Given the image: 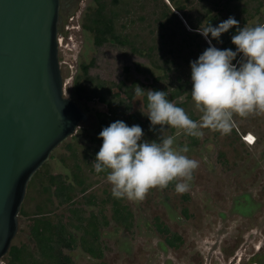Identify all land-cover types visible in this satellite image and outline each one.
<instances>
[{"label":"rangeland","instance_id":"obj_1","mask_svg":"<svg viewBox=\"0 0 264 264\" xmlns=\"http://www.w3.org/2000/svg\"><path fill=\"white\" fill-rule=\"evenodd\" d=\"M176 2L182 7L181 12L175 11L166 0H117L115 5L105 0V11L115 17V33L128 42L125 47L114 43L100 48L92 45L91 34L81 27L86 10L95 6L92 0H80L70 14L60 11L57 57L62 90L65 98L87 114V119L51 152L28 182L19 209L24 216L18 212L17 230L10 246L22 245L34 258L38 257L28 235L29 220L36 205L45 198L41 190L47 176L59 175L70 185L76 176L86 188L82 194L77 193L73 206L57 208L52 198L54 204L49 207L53 209L52 221L59 220L74 236L73 248L62 249L71 264H236L238 258L239 264H247L257 247L264 248V114L234 116L231 131L226 135L207 128L202 129L204 134L199 138L183 133L177 136V130L172 128L162 130L164 137H175L174 148L187 146L189 151L185 155L199 164L187 182L188 190L182 194L176 191L177 182H172L166 188L151 189L142 202L116 199L111 194L107 173H97L93 167V150L100 147L90 142V138L98 127L96 114L106 113L107 109L95 99L76 98L72 82L81 63L93 60L88 69L92 78L90 87L102 82L104 89L109 90L107 98L116 121L129 127L139 125L144 140L158 141L160 126L148 131L147 110L143 97L134 94L135 85L145 90L155 86L166 92L182 85L180 96L171 102L182 103L180 107L199 122L201 113L190 94V62L197 60L209 44L196 30L208 23L215 27L229 17L239 21L241 28L264 24V0ZM233 35L222 34V43L214 46H234L231 49L235 51ZM153 78L159 80L152 82ZM120 82L134 94L131 100L125 99ZM126 103L130 108L125 112ZM128 115L133 119H128ZM245 134L255 138L252 146L241 141ZM115 201L130 215L124 222L113 219ZM70 208L85 219L95 217L97 240L93 245L101 251V258H91L83 250L79 240L83 234L72 227L78 222L68 212ZM84 236L87 242L91 241L90 236ZM174 236L178 239L172 240ZM166 240H172L173 245L169 246ZM4 257L0 264H6Z\"/></svg>","mask_w":264,"mask_h":264},{"label":"clouds","instance_id":"obj_2","mask_svg":"<svg viewBox=\"0 0 264 264\" xmlns=\"http://www.w3.org/2000/svg\"><path fill=\"white\" fill-rule=\"evenodd\" d=\"M233 27L236 32L231 42L235 51L212 45V40L222 43L221 35ZM196 31L209 44L197 60L190 62V94L201 113L200 121H194L182 107L171 102L167 92L135 85L137 97L146 95L149 130L160 126L158 141L144 140L139 125L129 127L119 120L99 133L103 143L92 164L97 173H107L116 199L142 202L151 189H163L172 182H177L178 193L188 190L187 182L198 168V161L185 155L187 146L174 148L175 137H164L162 130L172 128L177 130V136L183 133L199 138L204 134L202 129L207 128L226 135L234 116L264 114V24L241 28L239 21L229 17L215 27L208 23ZM238 55L241 59L234 64Z\"/></svg>","mask_w":264,"mask_h":264},{"label":"water","instance_id":"obj_3","mask_svg":"<svg viewBox=\"0 0 264 264\" xmlns=\"http://www.w3.org/2000/svg\"><path fill=\"white\" fill-rule=\"evenodd\" d=\"M59 0H0V259L26 186L87 114L64 97Z\"/></svg>","mask_w":264,"mask_h":264},{"label":"trees","instance_id":"obj_4","mask_svg":"<svg viewBox=\"0 0 264 264\" xmlns=\"http://www.w3.org/2000/svg\"><path fill=\"white\" fill-rule=\"evenodd\" d=\"M94 3V8L86 10L84 15L83 22L81 27L83 30L91 34L92 45L95 48H100L105 44L114 43L120 47H125L128 45L127 40L124 37H121L115 33L114 29V15L111 12H106L105 9V0H92ZM173 9L177 12H181L182 7L179 6L176 0H166ZM117 0H111V4L115 5ZM168 10V8L165 6ZM172 18H176L173 14H170ZM167 22H170L169 19H166ZM192 28V27H191ZM197 29V28H192ZM236 30H229L226 35L235 34ZM209 38L210 34H209ZM217 43L216 40H212V45ZM225 48L223 44L219 45L218 49H231ZM133 50V49H132ZM239 60V59H238ZM233 61L234 64L237 62ZM93 66V60L91 59L88 63H81L79 65V74L74 78L72 82V89L77 99H82L83 101H90L95 99L98 103L106 106V113H97L96 118L98 121V127L94 130L90 142L96 143L101 148L103 140L99 138V133L103 128L108 127L109 120L113 122L116 121L115 111L111 108V102L108 100L107 95L109 90L104 89L102 82H96L93 86L90 87L92 83V78L88 76V69ZM125 72L128 71L127 68L123 69ZM136 70H138L136 68ZM146 72H148L146 70ZM159 78H153L152 82H157ZM122 87V93L127 101L131 100L134 96L133 93L129 92L128 87H124L123 83H119ZM86 85L89 88H86ZM151 90H158L155 86L151 87ZM183 90L182 85H178L175 89L167 92V98L170 101L177 99ZM160 91V90H158ZM165 91V90H163ZM166 92V91H165ZM114 96H118L114 94ZM144 108L147 110V99L143 97ZM176 106L180 107L182 103H176ZM125 112L129 110L130 106L128 103L124 104ZM128 119H133L132 115L127 116ZM195 121L194 118H191ZM147 121H149L147 117ZM112 122V123H113ZM150 131V130H148ZM99 150H93V161L95 160L96 153ZM95 172V171H94ZM36 175V174H35ZM72 185L66 184L61 176L59 175H48L46 179V185L42 188V193L45 195V198L37 204L35 207V212L30 218V223L28 225V235L31 238L34 247L37 250V258L28 252L24 246H10L7 254L4 259L6 264H71V261L68 256L62 253V249L71 250L74 246V236L66 229L65 225L62 224L59 220L53 222L51 219L52 207L55 200V207L62 206H73L75 204L74 198L77 193L82 194L86 188L83 186V181L78 179L76 176H73ZM78 187V188H77ZM77 188V189H76ZM53 198V199H52ZM72 215H74L75 220L78 222L77 225L72 227L75 230H81L83 236L79 237L80 243L82 244L83 250L94 259L101 258V251L94 245L97 240L96 232V219L94 216L90 215L88 218H83L80 214H77V210L69 209ZM20 215L24 216V213L20 210ZM113 219L118 222H124L126 217L130 216L128 212L122 207H119L117 201L113 202L112 207ZM55 216V215H54ZM86 222V226L83 227L82 223ZM105 225V222H103ZM128 224L125 226V228ZM90 236L91 241L87 242L85 236ZM172 240H175L172 237ZM172 240H166L169 246H172Z\"/></svg>","mask_w":264,"mask_h":264},{"label":"flooded vegetation","instance_id":"obj_5","mask_svg":"<svg viewBox=\"0 0 264 264\" xmlns=\"http://www.w3.org/2000/svg\"><path fill=\"white\" fill-rule=\"evenodd\" d=\"M80 0H59V13L64 10L66 14H70L78 5ZM175 240L178 239L174 236ZM240 259L238 258L236 264H239ZM247 264H264V248L257 247L255 254L250 256Z\"/></svg>","mask_w":264,"mask_h":264},{"label":"built area","instance_id":"obj_6","mask_svg":"<svg viewBox=\"0 0 264 264\" xmlns=\"http://www.w3.org/2000/svg\"><path fill=\"white\" fill-rule=\"evenodd\" d=\"M249 136V134H245L244 136H241V141L247 145V146H252L253 143L255 142V138L253 136H251L253 139L252 141L250 142V144H248V141H247V137Z\"/></svg>","mask_w":264,"mask_h":264},{"label":"snow or ice","instance_id":"obj_7","mask_svg":"<svg viewBox=\"0 0 264 264\" xmlns=\"http://www.w3.org/2000/svg\"><path fill=\"white\" fill-rule=\"evenodd\" d=\"M247 139L249 140V142H251L253 138L252 137H248Z\"/></svg>","mask_w":264,"mask_h":264},{"label":"bare ground","instance_id":"obj_8","mask_svg":"<svg viewBox=\"0 0 264 264\" xmlns=\"http://www.w3.org/2000/svg\"><path fill=\"white\" fill-rule=\"evenodd\" d=\"M248 137H251V136H250V134H249V136H248ZM248 137H247V138H248ZM247 141H248V144H250V142H249V140H248V139H247Z\"/></svg>","mask_w":264,"mask_h":264}]
</instances>
